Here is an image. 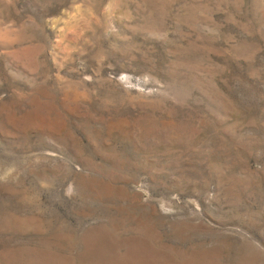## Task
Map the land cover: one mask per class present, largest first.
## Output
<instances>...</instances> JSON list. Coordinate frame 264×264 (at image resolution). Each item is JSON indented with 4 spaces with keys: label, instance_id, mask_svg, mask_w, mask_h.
<instances>
[{
    "label": "rangeland",
    "instance_id": "rangeland-1",
    "mask_svg": "<svg viewBox=\"0 0 264 264\" xmlns=\"http://www.w3.org/2000/svg\"><path fill=\"white\" fill-rule=\"evenodd\" d=\"M0 264H264V0H0Z\"/></svg>",
    "mask_w": 264,
    "mask_h": 264
},
{
    "label": "clouds",
    "instance_id": "clouds-1",
    "mask_svg": "<svg viewBox=\"0 0 264 264\" xmlns=\"http://www.w3.org/2000/svg\"><path fill=\"white\" fill-rule=\"evenodd\" d=\"M15 172V166L14 165H8L4 167L3 169H0V182H8L9 178L12 176V174Z\"/></svg>",
    "mask_w": 264,
    "mask_h": 264
}]
</instances>
